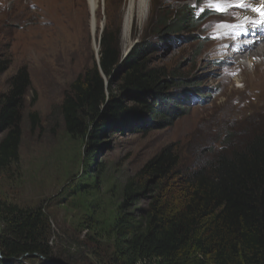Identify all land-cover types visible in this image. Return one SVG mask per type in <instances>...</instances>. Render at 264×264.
Wrapping results in <instances>:
<instances>
[{"label": "rangeland", "instance_id": "obj_1", "mask_svg": "<svg viewBox=\"0 0 264 264\" xmlns=\"http://www.w3.org/2000/svg\"><path fill=\"white\" fill-rule=\"evenodd\" d=\"M129 1L96 0L91 9L89 0H0V61L9 63L0 74V95L21 68L27 70L30 84L20 113L19 160L0 171V208L40 209L51 260L36 255L20 261L23 264H114V226L119 216L144 215L157 194L171 198L174 205L183 191L185 175L176 177L175 170L158 184L141 173L144 165L168 147L179 158L178 169L200 166L222 148L226 132L254 126L251 118L258 120L256 116L264 113V60L252 56L264 51V44L232 48L238 58L245 49L250 53L252 65H239L242 59L231 58L225 37L209 38L201 46L179 41L163 44L158 50L160 61L153 65L172 67L185 79L197 78L206 98L190 106L170 128L146 134L101 129L95 147L87 137L91 126L84 134H69L60 106L77 77L98 64L99 38L106 23L119 27L125 59L148 32L156 2L174 4L176 10L197 0H146L143 19L139 18L138 0H132L133 17L124 38L122 26ZM226 3L220 13L211 0L198 1L207 9L198 34L203 37L209 30L230 34L240 43L236 31L229 28L234 23L253 25L258 18L248 15L245 20L242 14L254 9L245 6L239 10L235 7L238 0ZM81 11L84 29L75 27L72 18L74 12L82 15ZM62 20H68L63 28ZM206 22L209 29L203 30ZM218 61L221 64L216 68ZM3 136L0 133V141ZM129 183H145L149 190L135 201L127 199ZM5 223L0 214V235L6 233Z\"/></svg>", "mask_w": 264, "mask_h": 264}, {"label": "trees", "instance_id": "obj_2", "mask_svg": "<svg viewBox=\"0 0 264 264\" xmlns=\"http://www.w3.org/2000/svg\"><path fill=\"white\" fill-rule=\"evenodd\" d=\"M173 8L157 2L152 6L148 32L125 59L119 27L106 23L98 64L77 77L60 106L69 134H84L91 126L87 137L95 147L101 129L146 134L170 128L194 100L205 98L197 78L185 79L172 67L153 65L160 61L163 44L201 46L209 39L198 34L207 9L196 3ZM8 64L0 61V74ZM29 86L27 70L21 68L0 95V171L19 160L20 113ZM256 117L251 118L254 126L226 132L222 148L200 166L178 169L179 158L168 147L144 165L141 173L158 184L175 170L176 177L185 175L183 191L174 205L157 194L144 215L119 216L114 264H264V113ZM147 190L145 183H129L125 196L135 201ZM0 214L7 227L0 235V264H23L36 255L51 261L40 209L5 207Z\"/></svg>", "mask_w": 264, "mask_h": 264}, {"label": "bare ground", "instance_id": "obj_3", "mask_svg": "<svg viewBox=\"0 0 264 264\" xmlns=\"http://www.w3.org/2000/svg\"><path fill=\"white\" fill-rule=\"evenodd\" d=\"M197 1H199V0H197ZM145 2H146V0H138V5H139V7L141 9L139 11V14H140V17L139 18H141V19H143V17H142L143 15L141 16V14H143L145 12V9H146ZM242 3L245 4L247 7H250V8H253L254 9L253 13L252 12H245V13L242 14L243 16L246 17L245 20L248 19L247 18L248 15H252L253 16L254 14H257V16L260 17L259 20H254L253 21V26L257 25L259 21H261L262 19H264V18L261 17L260 12L257 11V9H264V0H242ZM95 5H96V0H89V6L92 7L91 9H93L95 7ZM235 7H237L239 10L242 9V7H240V6H235ZM126 10L127 11H126V14H125V19L123 20V26H122V32H123V37L124 38H127V36H128L129 28H130V24H131V20H132V17H133V1L132 0L129 1L128 7L126 8ZM81 12H82V15L77 14V13L74 12L72 14V15H74L72 18H73V22L75 23V27H77L79 29H84V26H85V17H84V12L83 11H81ZM68 18H70V17H68ZM249 20H251V19H249ZM62 21L64 23H63V25H61V28H63L64 26H66V24H67L66 22L68 20H66V22L64 20H62ZM234 24H237V23H234ZM209 25L210 24L206 22L205 28L203 30H205V29L208 30L209 29ZM237 25H239V26H236V27H233V28L230 27L229 30L236 31V33L238 34V37H240V40L247 39V36L249 35V32L251 30V28L248 27L250 25H248V23H245V25H244V23H240V24H237ZM240 25H244V27H242ZM57 27L59 28V25H57ZM254 33H255V36L257 38L256 37L250 38V40L252 41V43H251L252 45L249 44V47H256L259 44H264V37L262 38V32L259 31V30H256V32H254ZM229 35L230 34L217 35L215 32L209 30V32L207 31L206 34L203 37L216 39V38H221V37H225V36H229ZM227 45L230 48H234L235 47V45H233V44H231V45L227 44ZM237 47H239L241 50L243 49V48H241L242 46H237ZM247 50L248 49H245V51H241L240 52L241 58H238L236 56V54L234 53L233 49H232L231 58L238 59V60L239 59H242V61H240L239 65H243V64H246V63L252 65V62L253 61L250 60V53L249 52L247 53ZM252 56L261 57L262 60H264V51H258V54L253 53ZM219 61H224V59H220ZM219 61L218 62H215L216 63V65H215L216 68H217V66L219 64ZM211 94H213L212 91H211Z\"/></svg>", "mask_w": 264, "mask_h": 264}, {"label": "snow or ice", "instance_id": "obj_4", "mask_svg": "<svg viewBox=\"0 0 264 264\" xmlns=\"http://www.w3.org/2000/svg\"><path fill=\"white\" fill-rule=\"evenodd\" d=\"M213 6L216 7L217 11L224 12L225 7L228 6L226 0H211ZM237 6L245 7L246 5L242 3V0H238ZM260 12L262 18H264V9H257ZM261 23H264V19L261 20Z\"/></svg>", "mask_w": 264, "mask_h": 264}]
</instances>
